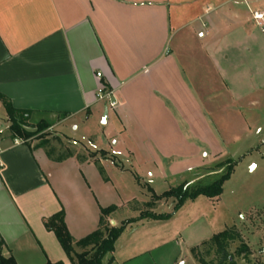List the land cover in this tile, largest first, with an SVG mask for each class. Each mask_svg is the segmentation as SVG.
I'll use <instances>...</instances> for the list:
<instances>
[{
    "label": "crops",
    "instance_id": "obj_1",
    "mask_svg": "<svg viewBox=\"0 0 264 264\" xmlns=\"http://www.w3.org/2000/svg\"><path fill=\"white\" fill-rule=\"evenodd\" d=\"M243 1L255 7L258 0ZM206 7L237 25L249 22L240 0H0V94L29 110L31 124L45 122L55 134L62 136L69 125L89 133L94 126L103 134L95 149L66 136L85 153L73 151L61 161L12 138L9 128L0 135L4 257L68 264L45 219L63 210L79 240L97 229L101 208L111 205L117 206L110 216L117 226L147 210L168 214L156 212L168 198L145 209L153 194H161L147 186L150 199L139 198L125 189L124 173L131 171L140 185L148 183L146 175L182 179L223 157L214 118L238 98L221 77L234 69L232 62L225 68L223 60L233 59L220 53L214 33L223 23L205 21ZM255 12L264 8L252 11L254 23ZM102 85L113 90L115 108L97 99ZM159 221L137 220L123 233Z\"/></svg>",
    "mask_w": 264,
    "mask_h": 264
},
{
    "label": "rangeland",
    "instance_id": "obj_2",
    "mask_svg": "<svg viewBox=\"0 0 264 264\" xmlns=\"http://www.w3.org/2000/svg\"><path fill=\"white\" fill-rule=\"evenodd\" d=\"M244 3L240 0L245 20L249 19L245 25H237L225 16L223 18V14L215 8L206 7L204 19L210 22L215 18L223 23L214 30L218 35V48L220 53H227L233 59L223 60L225 68L228 66L227 62L234 63L233 72L227 69L221 77L223 83L234 90L237 103L234 102V106H230L228 110L222 109L220 115L214 118L219 144L224 151L223 157L218 162L207 165L202 171L183 175L182 179H164L159 174L154 177L146 175L145 181L148 183L140 185L130 171L124 173L121 182L124 181L125 189L133 191L139 198L149 200L151 194L147 186H152L157 194H162L178 187L180 183H187L184 184L185 188L188 187L191 192L196 187L212 184L231 169L230 176L223 181L219 195L187 197L178 206V197H169L167 205H158L156 212L170 211L168 214L171 216L159 219L155 224L158 226H146L137 231L122 233L115 242L114 253L118 261L115 264H199L190 246L210 240L214 234L227 229H235L240 235L229 245V252L237 264H264V26L252 20V11L256 8L263 9L264 0H258L255 7ZM217 16L220 20H217ZM195 46L191 48L193 51ZM0 128L4 133L8 132L3 102H0ZM90 129L92 133L76 131L69 125L62 131L65 135L48 130L47 137L57 144V152L69 149L81 154L85 153L84 147L67 140L66 136L95 149L94 147L100 146L96 142H99L97 139L102 138L103 134L94 126H90ZM57 137L62 141V148L55 139ZM30 142L36 144L38 140ZM96 153L106 155L103 151ZM199 176L200 179H197ZM191 179L192 182H189ZM135 204V200L131 201L129 209ZM148 208L150 207L145 206V209ZM110 225L117 226L112 221ZM244 246L248 250L238 253V248L243 249ZM197 250L198 255L206 261L216 259L215 246L210 241ZM120 258L133 259L126 263L120 261ZM106 261L104 260V264Z\"/></svg>",
    "mask_w": 264,
    "mask_h": 264
},
{
    "label": "trees",
    "instance_id": "obj_3",
    "mask_svg": "<svg viewBox=\"0 0 264 264\" xmlns=\"http://www.w3.org/2000/svg\"><path fill=\"white\" fill-rule=\"evenodd\" d=\"M0 98L3 101L8 116V128L12 138L20 139L29 147L32 146L30 140H38V143L35 144L33 148H45L47 154L51 158H54L58 161L64 160L65 158H68L74 154L73 151L69 149L65 150L64 152H57V144L55 145L52 140L47 137L49 128V125L47 123L39 122L37 124H31L29 122L31 114L29 110L15 108L12 105L11 101L2 94H0ZM55 139L59 142L62 148L63 144L61 139L58 137ZM91 156H95V153H92ZM98 166L101 174L104 178H106L104 169L99 164ZM230 172L231 169L228 170V172L222 175L219 179L214 181L212 184L208 186L196 187L191 192L188 191V187L185 188V185L182 184L176 188H172L169 191L164 192L161 195L153 194V200L148 203V206H152L157 200L169 197H178V206L187 197H196L200 194H204L207 196L219 195L222 192V183L224 180L229 178ZM116 210L117 206L115 205L101 208L99 226L97 227V229L79 240H75L74 237L70 234L65 222V213L63 210L45 219L44 225L49 231L54 232V234L56 235L59 243L61 244L63 250L69 258L68 264H104V259L107 255H112L109 258L108 264H113V253L115 250L116 239L123 233L128 224L144 218L164 219L171 216V214H155L147 210L143 211L137 218H131L123 221L119 226H111L110 216ZM239 237L240 235L238 231H236L235 229H227L218 234H214L210 240L203 241L200 245L193 246L191 248V252L198 260L199 264H237L233 255L229 252V245L231 241H234ZM209 241L212 242V244L215 246L216 259L206 261L203 257L198 255L197 249L199 248V246H202ZM2 244L3 242L2 240H0V264H19L12 255L9 257H4L2 255ZM246 249L248 250L246 246H244L243 249L240 247L238 248L237 252L241 253ZM45 264L65 263L52 262L48 260Z\"/></svg>",
    "mask_w": 264,
    "mask_h": 264
},
{
    "label": "built area",
    "instance_id": "obj_4",
    "mask_svg": "<svg viewBox=\"0 0 264 264\" xmlns=\"http://www.w3.org/2000/svg\"><path fill=\"white\" fill-rule=\"evenodd\" d=\"M254 18L258 25L264 26V13H254ZM97 99L104 101L108 108H115L117 106V100L113 90L109 89L106 85H102L97 92ZM3 129L0 128V135L3 134Z\"/></svg>",
    "mask_w": 264,
    "mask_h": 264
},
{
    "label": "water",
    "instance_id": "obj_5",
    "mask_svg": "<svg viewBox=\"0 0 264 264\" xmlns=\"http://www.w3.org/2000/svg\"><path fill=\"white\" fill-rule=\"evenodd\" d=\"M105 116H107V111H106V114H105ZM104 123L106 122V120L104 119V121H103ZM114 223V222H113Z\"/></svg>",
    "mask_w": 264,
    "mask_h": 264
}]
</instances>
